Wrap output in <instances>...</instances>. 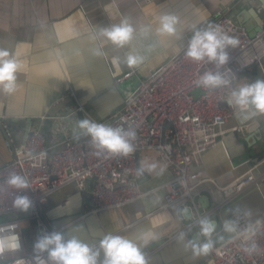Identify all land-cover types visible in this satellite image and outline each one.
<instances>
[{
	"label": "crops",
	"instance_id": "1",
	"mask_svg": "<svg viewBox=\"0 0 264 264\" xmlns=\"http://www.w3.org/2000/svg\"><path fill=\"white\" fill-rule=\"evenodd\" d=\"M219 12L241 23L249 35L264 27V0H0V49L16 55L23 65L17 73L16 90L11 94L0 92V122L12 144L18 147L31 127L43 130L47 121L48 144L63 139L61 130L85 136L78 127L79 120L99 121L115 114L140 80L186 46L193 28H202ZM163 14L179 17L176 35H137L125 48L96 38L100 28L122 18L139 28L148 23L156 25V18ZM150 45L155 47L149 50ZM130 48L145 57L141 65L126 63ZM119 76L126 78L115 85L113 78ZM256 80H260L258 74H240L234 88ZM41 117L47 118L42 122ZM237 126L242 130H232ZM216 128L222 132L220 139L194 161L193 169L203 171L194 191L207 197L208 205L201 207V212L213 210L209 217L217 225L214 234L220 242L230 236L223 231V221L235 210L250 213L252 221L264 217V158L258 159L264 152V115L246 119L237 112ZM5 140L0 130V166L14 157ZM60 148L57 145L54 149ZM136 154L141 190L159 187L172 178L158 153L145 150ZM146 163L158 166L152 172L139 173ZM248 176L253 178L252 184L238 190L236 184ZM90 184L88 180L87 186ZM162 195L158 190L120 209L91 214L86 194L72 183L48 198L43 216L52 227L62 229L66 238L75 236L89 245L98 244L108 233L133 240L145 253L147 264H207L209 252L193 254L185 247L188 239H203L198 228H188L191 216L184 217L180 206H172L168 212L161 210ZM24 229L27 236H37L35 223H26ZM181 233L184 240L178 239Z\"/></svg>",
	"mask_w": 264,
	"mask_h": 264
},
{
	"label": "built area",
	"instance_id": "2",
	"mask_svg": "<svg viewBox=\"0 0 264 264\" xmlns=\"http://www.w3.org/2000/svg\"><path fill=\"white\" fill-rule=\"evenodd\" d=\"M209 25L220 27L239 41L236 47L227 49L229 60L219 69L229 84L212 89L197 87L195 81L200 75L217 69L215 62L201 64L186 59L183 54L186 44L178 54L140 80L115 114L96 121L135 129V150L129 155L99 152L90 136L70 135L64 130H61L60 142L48 144V136L38 126L31 127L23 145L15 147L6 131L5 146L14 157L0 166V264H35L32 243L46 233L62 231L44 219L43 208L53 193L72 183L86 194L91 214L120 209L158 190L163 191L159 198L161 210L168 212L172 206L189 209L192 218L189 229L198 228L199 218L213 214V210L201 212L197 200L201 193L194 191V187L204 174L200 169H193L194 161L220 139L222 132L217 130V125L240 112L228 103L235 78L256 72L264 80V27L249 35L241 23L225 12L217 13L203 27ZM188 40L189 37L187 43ZM125 78L114 77L113 82L118 85ZM45 118L39 119L43 122ZM232 130L242 128L237 126ZM52 137L56 138V132ZM57 145L61 148L56 151ZM145 150L158 153L172 178L159 187L143 191L137 183L135 154ZM13 173L23 176L28 187H11L7 180ZM252 182L253 178L248 176L236 188L240 190ZM25 195L32 204L27 211H22L14 206V200ZM225 203L226 200L220 206ZM230 219L244 227L250 218L243 211L235 210ZM257 221L256 235L247 242L257 245L253 254L242 250L245 242L241 239L230 240L229 236L218 242L213 234L215 246L209 251L207 264H264V217L253 222ZM29 222L35 223L36 240L27 236L24 229L23 224ZM17 240L19 248L14 247ZM203 240L204 237L200 241ZM43 255L46 257V253Z\"/></svg>",
	"mask_w": 264,
	"mask_h": 264
},
{
	"label": "clouds",
	"instance_id": "3",
	"mask_svg": "<svg viewBox=\"0 0 264 264\" xmlns=\"http://www.w3.org/2000/svg\"><path fill=\"white\" fill-rule=\"evenodd\" d=\"M156 20V25L148 23L137 28L125 17L118 23L100 28L96 38H101L104 43H111L118 48H125L132 44L137 35L145 38L153 33L157 38L176 35L177 25L180 23L178 16L163 14ZM157 43L162 45L163 41L157 39ZM238 43L237 38L227 34L218 26L209 25L191 30L184 49V57L201 64L215 62L217 69L205 71L200 75L195 81L197 87L212 89L229 84V80L219 69L229 60L227 49L236 47ZM153 47L155 45H150L149 50ZM144 60L143 55L131 48L125 56L126 63L133 67L141 65ZM22 67L16 55L10 54L6 49H0V92L11 94L16 90L17 73ZM228 103L243 113L246 119L251 115H264V80L245 83L232 89ZM78 127L91 137L93 146L99 152L127 156L135 150L134 128L112 127L92 119L79 120ZM157 166L156 163H146L141 165L138 172H152ZM7 183L15 189L28 187V181L15 173L8 177ZM31 204L32 201L26 195L17 196L14 200V206L22 211H27ZM246 215L250 217L251 214L246 213ZM197 224L198 234L204 237V240L188 239L185 247L191 248L193 254H207L215 246L212 237L217 225L208 216L199 218ZM258 224V221L253 222L249 219V222L241 227L237 221L225 219L223 231L230 234V240L244 241L242 250L247 254H253L257 250V245L254 242L251 244L247 242L256 235ZM178 239L184 240L185 234L181 233ZM14 247H20L18 240ZM33 252L35 264H147L146 255L141 247L135 241L117 233H108L98 241V244L89 245L78 237L66 238L62 231H52L40 236L34 242ZM45 253L46 257L43 255Z\"/></svg>",
	"mask_w": 264,
	"mask_h": 264
},
{
	"label": "water",
	"instance_id": "4",
	"mask_svg": "<svg viewBox=\"0 0 264 264\" xmlns=\"http://www.w3.org/2000/svg\"><path fill=\"white\" fill-rule=\"evenodd\" d=\"M260 30H261V28H260ZM252 76L254 75H256V72H252V74H251ZM49 129H50V124H49V121H47V124L44 126V128H43V131H44V133L48 136V133H49ZM0 130H1V132L4 134V136L5 137H7V135H6V128H5V126H4V124L2 123V122H0ZM21 145H23V142L18 146V147H20ZM137 155V154H136ZM198 201H199V203L201 204V207L202 208H205V207H207V205H208V199H207V197L205 196V195H203V196H200L199 198H198ZM183 216L184 217H186V218H189L190 217V214H189V209L188 208H186L184 211H183Z\"/></svg>",
	"mask_w": 264,
	"mask_h": 264
},
{
	"label": "trees",
	"instance_id": "5",
	"mask_svg": "<svg viewBox=\"0 0 264 264\" xmlns=\"http://www.w3.org/2000/svg\"><path fill=\"white\" fill-rule=\"evenodd\" d=\"M262 158H264V152L263 153H261L259 156H258V159H262ZM33 244V246H34V242L32 243Z\"/></svg>",
	"mask_w": 264,
	"mask_h": 264
},
{
	"label": "rangeland",
	"instance_id": "6",
	"mask_svg": "<svg viewBox=\"0 0 264 264\" xmlns=\"http://www.w3.org/2000/svg\"><path fill=\"white\" fill-rule=\"evenodd\" d=\"M63 188H64V187H63ZM61 189H62V188H61ZM61 189H59V190H61ZM59 190H58V191H59ZM56 192H57V191H56ZM56 192H55V193H56ZM25 224H26V223H24L23 225H25ZM33 239L36 240V239H37V236L34 237Z\"/></svg>",
	"mask_w": 264,
	"mask_h": 264
}]
</instances>
